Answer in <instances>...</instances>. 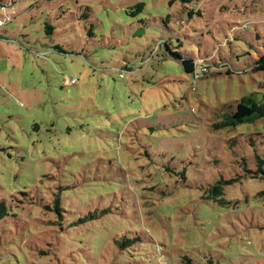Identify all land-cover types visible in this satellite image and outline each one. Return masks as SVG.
Listing matches in <instances>:
<instances>
[{"label": "rangeland", "instance_id": "rangeland-1", "mask_svg": "<svg viewBox=\"0 0 264 264\" xmlns=\"http://www.w3.org/2000/svg\"><path fill=\"white\" fill-rule=\"evenodd\" d=\"M262 56L264 0H0V264H264Z\"/></svg>", "mask_w": 264, "mask_h": 264}, {"label": "trees", "instance_id": "trees-1", "mask_svg": "<svg viewBox=\"0 0 264 264\" xmlns=\"http://www.w3.org/2000/svg\"><path fill=\"white\" fill-rule=\"evenodd\" d=\"M139 10H143V5L139 7ZM178 59L183 63L186 73L192 74L195 77V74L198 70V63L195 59L184 58L179 54H174ZM204 65L207 68V72L203 77L209 72L210 67L207 65L204 60ZM255 71L264 72V56L257 60L255 64ZM227 73L231 75L233 72L228 70ZM202 77V78H203ZM201 78V79H202ZM222 120V127L224 128H237L245 124H252L257 120L264 118V99L258 101L254 96H249L243 98L231 112L224 113ZM261 169V168H260ZM263 169L260 170L262 172ZM185 172H183L184 175ZM264 173V171H263ZM210 199L215 200L219 204H223L225 196V188L223 183H218L209 189ZM54 212L58 214L59 217H62V208H61V196L57 194L54 198ZM9 216L8 206L4 201H0V220ZM187 264H191V259L186 258ZM212 264V263H210Z\"/></svg>", "mask_w": 264, "mask_h": 264}, {"label": "built area", "instance_id": "built-area-1", "mask_svg": "<svg viewBox=\"0 0 264 264\" xmlns=\"http://www.w3.org/2000/svg\"><path fill=\"white\" fill-rule=\"evenodd\" d=\"M198 65H199V67H198V70L195 74L196 80L201 79L203 77V75L207 72V68L203 63H200ZM121 77H122V75H121ZM73 83H75V80L72 81V84Z\"/></svg>", "mask_w": 264, "mask_h": 264}]
</instances>
